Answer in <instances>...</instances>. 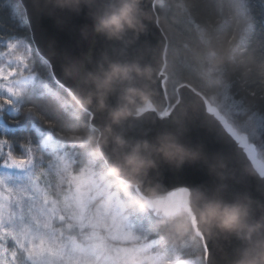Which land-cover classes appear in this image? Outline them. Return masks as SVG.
<instances>
[{
	"label": "clouds",
	"instance_id": "clouds-1",
	"mask_svg": "<svg viewBox=\"0 0 264 264\" xmlns=\"http://www.w3.org/2000/svg\"><path fill=\"white\" fill-rule=\"evenodd\" d=\"M157 3L171 6L177 15L183 10L182 0ZM33 5L38 14L50 16L79 15L83 11L89 21L78 30L80 40L88 45L86 51L78 56L58 54L55 49L48 53L51 59L59 57L61 79L67 87L42 99L47 111L60 119L87 151L99 155L101 145L111 144L112 159L106 174L126 193L139 188L143 178L157 169L160 162L181 168L185 163L203 161L212 183L185 188V201L180 207L157 212L156 228L174 243L190 244L197 250V261L202 262L199 249L207 243L211 245L207 264H217L212 249L223 264H264V199L254 197L246 189L230 190L228 180L232 177L224 171L227 165L223 158L209 160L200 147L182 143L178 133L167 128L151 138L145 135L132 139L123 132L125 122L158 110L152 85L165 65L155 54L145 60L143 52L130 58L121 53L136 44L146 32L148 22L169 28L168 19L164 15L154 17L144 0H33ZM62 19L57 16L58 22ZM240 23L237 20V27ZM98 39L108 42L109 47L94 56L93 46ZM240 47L235 32L206 35L197 58H203L211 71L233 61ZM175 54L173 50L172 55ZM85 115L99 117L101 122L94 126V131H80ZM175 120L179 124L181 117ZM253 172L264 180V160L245 169L247 175ZM156 188L149 186L138 192L133 203L141 209L151 207L149 201L159 198ZM232 241L235 243L226 249L224 242Z\"/></svg>",
	"mask_w": 264,
	"mask_h": 264
},
{
	"label": "trees",
	"instance_id": "trees-1",
	"mask_svg": "<svg viewBox=\"0 0 264 264\" xmlns=\"http://www.w3.org/2000/svg\"><path fill=\"white\" fill-rule=\"evenodd\" d=\"M240 0H182L183 10L177 15L171 6L156 5L168 19L169 28H161L167 38L165 53L166 78L165 91L169 104L176 100V87L188 83L199 91L216 109L224 120L237 133L246 137L248 144L254 145L259 158L264 160V0H247L250 9V27L244 34V40L236 57L208 71L209 65L203 58H197L206 35L223 36L234 32L240 36L243 21L239 14ZM167 12V15H165ZM237 20L241 21L237 27ZM23 40L33 53L42 78H47V70L39 64L31 41L24 12L18 0H0V51L5 44ZM176 50L175 56L172 55ZM218 81V82H217ZM51 83V81H50ZM33 104L43 106L39 121L27 115ZM35 111V109H33ZM84 128L80 131H94L85 115ZM3 131L0 136L18 145L35 147L40 144L44 135L62 145L69 155L73 154L72 170L79 172L90 161L94 167L105 172L109 184V193L121 205L122 213L132 225L133 231L141 242H153L151 252L170 257L178 264H190L196 260L197 250L187 242H172L156 226L158 211L137 207L133 200L136 193L129 189L126 193L120 189L112 177L106 174L107 169L100 157L87 151L81 141L74 139L56 116L47 111L42 100L23 105L20 113L2 115ZM39 129L37 132L36 129ZM203 257V247L199 249Z\"/></svg>",
	"mask_w": 264,
	"mask_h": 264
},
{
	"label": "rangeland",
	"instance_id": "rangeland-1",
	"mask_svg": "<svg viewBox=\"0 0 264 264\" xmlns=\"http://www.w3.org/2000/svg\"><path fill=\"white\" fill-rule=\"evenodd\" d=\"M16 148L0 136V264H178L138 239L92 161L74 173L46 135Z\"/></svg>",
	"mask_w": 264,
	"mask_h": 264
},
{
	"label": "water",
	"instance_id": "water-1",
	"mask_svg": "<svg viewBox=\"0 0 264 264\" xmlns=\"http://www.w3.org/2000/svg\"><path fill=\"white\" fill-rule=\"evenodd\" d=\"M18 2L24 12L34 51L54 66L56 77L63 81L59 57L51 59L48 53L50 49H55L58 54L67 53L78 56L88 49V45L80 40L78 31L81 25L89 23L85 13L83 11L79 15L57 13L50 16L38 14L34 10L33 0H18ZM144 3L153 16H157L156 11L150 6L156 4V0H144ZM57 16L63 17L61 22H58ZM107 47H109L108 42L98 39L93 46V55H98L101 49ZM166 47L167 38L161 26L156 22H148L146 32L139 37L136 44L126 53L121 54L128 55L130 58L143 52L145 60L151 59L155 54L156 59L165 65ZM161 73L164 75L161 76ZM160 74L155 84L152 85L156 93L154 100L159 106L158 110L147 111L143 116L125 122L123 125L125 136L135 139L147 135L151 138L161 129L176 131L182 143L193 148L200 147L204 156L209 160L213 157L223 158L227 165L224 171L232 177L228 180L230 190L246 189L254 197L264 199V191H261L264 187V180H261L255 172L252 175L245 173V169L252 168L253 163L257 161L253 158L254 145L248 144L246 137L237 133L219 114L216 107L212 106L199 91L188 83H181L176 87V100L169 104L164 85L166 74L164 70ZM161 113H166V115H161ZM178 116L181 117L179 124L175 120ZM91 117L89 116V124L94 129V126L101 121L99 117L95 116V120ZM111 148L110 143L107 146H100L102 154L99 155L106 169L112 159ZM211 183L212 177L203 161L185 163L181 168L160 162L157 169L143 178L141 186L133 190L137 194L144 192L146 187L157 186L159 198L149 201L151 204L149 208L167 211L165 204L170 193ZM234 243L235 241L224 242V246L226 249L231 248ZM208 246L211 248L210 244ZM203 251L204 257L207 255L204 247ZM212 252L217 264H223L216 250L212 249Z\"/></svg>",
	"mask_w": 264,
	"mask_h": 264
},
{
	"label": "snow or ice",
	"instance_id": "snow-or-ice-1",
	"mask_svg": "<svg viewBox=\"0 0 264 264\" xmlns=\"http://www.w3.org/2000/svg\"><path fill=\"white\" fill-rule=\"evenodd\" d=\"M150 6L153 10L160 11L156 4ZM238 9L243 21L238 38V43L242 46L244 34L250 27L249 21L251 18L247 0H240ZM165 15H167V12H165ZM33 55L24 41L20 39L9 42L7 51L0 52V115H3L6 107L13 114L20 113L24 104L33 103L35 100L41 101L54 90L67 87V82L56 77L53 70L54 66L48 60L37 57L39 64L47 70V78H42L38 72L37 64L33 60ZM160 75L163 76L164 73ZM42 109L41 104H33V108H29L26 114L39 121L40 116L38 113H42ZM161 115H166V113H161ZM91 118L95 120V115H92ZM36 130L39 132L38 128ZM184 201L185 189H179L169 194L165 208L170 211L180 207ZM203 247L207 255L203 257L202 262L195 261L194 264H207L208 259H210L208 244L205 243Z\"/></svg>",
	"mask_w": 264,
	"mask_h": 264
},
{
	"label": "bare ground",
	"instance_id": "bare-ground-1",
	"mask_svg": "<svg viewBox=\"0 0 264 264\" xmlns=\"http://www.w3.org/2000/svg\"><path fill=\"white\" fill-rule=\"evenodd\" d=\"M25 17V16H24ZM160 25V24H159ZM168 44V43H167ZM167 48V47H166Z\"/></svg>",
	"mask_w": 264,
	"mask_h": 264
}]
</instances>
